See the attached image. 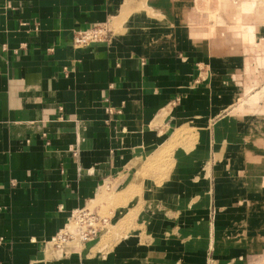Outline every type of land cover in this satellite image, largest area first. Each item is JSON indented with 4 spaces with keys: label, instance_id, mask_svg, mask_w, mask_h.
<instances>
[{
    "label": "crops",
    "instance_id": "crops-1",
    "mask_svg": "<svg viewBox=\"0 0 264 264\" xmlns=\"http://www.w3.org/2000/svg\"><path fill=\"white\" fill-rule=\"evenodd\" d=\"M153 1L161 2L149 6L141 0H0V264H116L140 254V242L132 238L123 239L106 256L91 259L95 242L59 250L52 241L73 211L89 209L99 196L104 199L107 181L116 178L121 189L147 157L175 142L189 121L218 128L220 121L213 122L219 117L216 105L227 109L238 97L234 94L230 101L220 94L230 84L229 77L245 71L251 54L230 55L225 52L227 37L213 38L214 32L208 41L199 37L207 32L185 20L191 0H183L188 2L177 10L180 20L175 18L174 0ZM256 5L257 0L241 2L234 15L237 39L245 36L255 42ZM137 8L149 17L134 21L136 29L129 33L133 25L127 20L121 34L116 15L126 11L128 19ZM111 20L119 38L72 48V31ZM178 22L183 24L180 36L173 27ZM215 43L220 49L214 51ZM263 93L264 87L253 92V85H244L252 104ZM241 96L237 101L243 102L233 113L245 109L247 99ZM210 138L213 142L217 135ZM178 154L186 156L181 164L192 156L191 169L198 167L196 152ZM220 173L217 168L216 175ZM219 180L212 185L216 209L243 201ZM172 181L168 190L187 187ZM208 191L203 199L209 198ZM182 193L177 190L176 195ZM168 216L147 218L146 233L164 241L179 226ZM107 219L102 238L110 231ZM151 246L155 252L163 247L160 242Z\"/></svg>",
    "mask_w": 264,
    "mask_h": 264
},
{
    "label": "rangeland",
    "instance_id": "rangeland-1",
    "mask_svg": "<svg viewBox=\"0 0 264 264\" xmlns=\"http://www.w3.org/2000/svg\"><path fill=\"white\" fill-rule=\"evenodd\" d=\"M141 1V3L147 1L149 6L152 2L154 4L161 2ZM243 1L245 0H191L190 13L185 20L190 27L202 26L201 30L207 32L206 35L199 37L208 41L211 37L208 34L214 32L213 38L227 37L229 42L227 41L225 45L228 51L225 52L230 55H239L244 51H246L245 55L251 54L245 71L238 72L235 77H229L230 84H225V91L220 94L221 97H230V101L234 94L238 97L227 109L223 105H216L215 108L219 109L217 113L219 117L217 119L215 117L213 122L220 121L218 128L217 125L213 126L214 123L202 125L189 121L179 129L181 131L178 132L180 135H177L176 141L158 149L159 151L156 150L157 154L151 158L147 157L132 172L121 189H118L116 178L107 181L103 187L104 199L99 196L88 208L101 218H110L111 227L108 235L102 238L105 234L103 233L94 241L89 259L106 256L108 251L119 243L122 244L123 239L132 238L140 242L141 255L137 252L116 264H264V144L262 143L264 142V93L255 104L250 103L249 95H244L245 84L253 85V92L262 91L264 87V0H257L253 12L255 42L245 36L243 40L237 39L239 36L235 34V26L239 24L234 15L239 12V6ZM185 2L173 1L175 18L178 20L181 19L182 13L177 10L180 9L181 4H186ZM126 11L133 10L128 8ZM126 11L121 17L120 14L116 15L118 19L115 21L121 22L118 23L123 30L121 34L129 24L127 20L133 25V28L128 29L129 33L136 29L134 21L143 22L144 16L149 17L146 11L139 10L127 19L128 16L124 15ZM112 23L115 26L114 21L111 20L109 22L111 33L114 39H117L121 34H118L116 26L113 27ZM182 25L178 22L172 26L176 27L174 29L179 34L183 30ZM136 31L140 36L142 35L141 31ZM211 47L214 51L220 49L216 43ZM232 60L223 63H233L234 59ZM239 96L247 99L243 106L245 109L233 113L239 107V103L243 102L237 101ZM214 128L218 133H214ZM213 134L217 135V138L212 142L210 137ZM241 147L245 149L242 152ZM179 150H182L187 157L196 152L194 156H197L199 165L197 163L198 167L194 166L197 167L195 170L191 169L192 156H189L187 163L181 164L182 157L184 159L186 156L179 157ZM245 153L248 159L244 156ZM227 160H230V163L225 165ZM137 165L138 162L132 163L134 167ZM184 166L190 169L181 171L180 168ZM217 168H220V176L216 175ZM219 177L220 185L234 189L243 201L227 203L224 204L225 208L216 209L218 207L213 202L212 185H216V179L218 180ZM206 179L209 181V186L211 183V187H207ZM171 180L183 182L187 187L182 186L175 191L168 190L167 184ZM206 189H209L207 200L202 198ZM177 190L183 192L181 196L176 195ZM158 214L172 215L168 217L179 225L177 229L173 228L172 233L164 236L166 238L164 241L154 240L145 230L146 221ZM142 215H148V219L142 218ZM221 216H227L224 223H219L223 221ZM115 217L119 222L114 226L117 222ZM213 224H216L215 228ZM212 234L216 237L213 249ZM171 240L172 248L165 250V246L168 247ZM156 242L158 244L160 242L163 247L155 252L152 251L151 244Z\"/></svg>",
    "mask_w": 264,
    "mask_h": 264
},
{
    "label": "built area",
    "instance_id": "built-area-1",
    "mask_svg": "<svg viewBox=\"0 0 264 264\" xmlns=\"http://www.w3.org/2000/svg\"><path fill=\"white\" fill-rule=\"evenodd\" d=\"M109 22L96 24L87 29L72 31V48L87 49L102 43H110L114 38ZM113 113V109H108ZM107 218H101L97 213L89 209H77L60 231L53 238V246L56 249H64L71 246L81 248L96 241L109 225Z\"/></svg>",
    "mask_w": 264,
    "mask_h": 264
},
{
    "label": "bare ground",
    "instance_id": "bare-ground-1",
    "mask_svg": "<svg viewBox=\"0 0 264 264\" xmlns=\"http://www.w3.org/2000/svg\"><path fill=\"white\" fill-rule=\"evenodd\" d=\"M135 162H137V161H135ZM213 228H215L214 224H213ZM212 235H213V234H212ZM215 239H216V237H214V235H213L212 244H211V248H212V249L215 247ZM216 241H217V240H216Z\"/></svg>",
    "mask_w": 264,
    "mask_h": 264
}]
</instances>
